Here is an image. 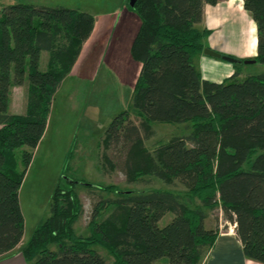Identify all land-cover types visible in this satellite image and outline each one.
Returning a JSON list of instances; mask_svg holds the SVG:
<instances>
[{
    "label": "trees",
    "instance_id": "1",
    "mask_svg": "<svg viewBox=\"0 0 264 264\" xmlns=\"http://www.w3.org/2000/svg\"><path fill=\"white\" fill-rule=\"evenodd\" d=\"M220 0H136L140 18L131 55L141 63L132 105L139 123L124 110L103 139L118 153L128 182L156 178L168 186L180 180L186 191L115 189L93 205L88 235L75 223L84 212L77 179L61 176L50 215L22 247L26 264H109L95 248L106 249L114 264H201L214 248L220 226L206 219L219 209L235 224L243 252L264 264V70L242 81L203 78L195 58L204 52L211 29L197 27L206 4ZM257 33V53L248 60L264 64V0H243ZM92 13L63 5L18 2L0 15V255L22 240L25 217L20 189L48 124L54 96L75 66L95 26ZM47 51L46 69L40 68ZM27 84L23 113L9 112L14 85ZM155 122H191L189 133L174 136L154 150L145 141ZM25 147L20 155L17 150ZM81 183V182H80ZM97 186L91 183H82ZM110 212L105 214L107 209ZM174 217L166 225L160 220Z\"/></svg>",
    "mask_w": 264,
    "mask_h": 264
},
{
    "label": "rangeland",
    "instance_id": "2",
    "mask_svg": "<svg viewBox=\"0 0 264 264\" xmlns=\"http://www.w3.org/2000/svg\"><path fill=\"white\" fill-rule=\"evenodd\" d=\"M233 1L237 2L240 7L242 6L243 16L239 15L238 19L235 16L230 26H222L221 30H230L229 44L232 49L244 45L249 52H252L257 39L255 23L251 13L243 8V0ZM18 2L79 8L92 13L94 17L106 13H117L116 19H118L120 16L124 18L125 11L133 13L129 6L130 0H0V15L5 6ZM201 25L198 24L197 27L202 29ZM116 26L117 23L114 27ZM203 41L207 45L209 38L206 37ZM94 47L95 50L98 43H95ZM218 52L223 56L237 59V62L229 61L223 57L205 55L218 63L213 68L217 69L221 65L223 67L233 66L235 71L239 72L234 78L237 81H242L250 74H257L264 70V64L256 61L246 62L250 57L245 58L246 60L241 59L233 50L227 49ZM107 58L109 59L108 56ZM48 59V52L43 51L40 60L41 69H46ZM129 59L125 65L126 69H122L123 74L131 71L129 76H121L120 69L110 66L104 59L100 61L95 59L94 62L90 61V67L82 70V73L74 74V76L71 75V71L60 84L52 102L45 134L35 149L32 162L20 189V203L25 217L23 238L20 246H17L12 252L0 255V264H25L22 247L31 238L36 228L50 215L55 187L60 177L65 174L79 181L76 184V190L84 204V212L75 223V229L78 234L82 235H88L90 232L89 215L97 199L100 196L117 197L115 190L113 192L105 191L100 186L112 185L116 187L115 189L134 192H144L156 187L186 191L185 183L180 180L175 186H168L156 178H151L149 182H128L124 172L118 166L113 168L104 156L106 153L113 162H116L118 158L116 150L106 149L103 142L106 130L115 116L124 110H131L132 119L135 123H139V118L135 115L132 105L133 88L139 69L138 64L133 61L132 55L131 61ZM197 65L198 68H201L199 56ZM216 78L212 77L211 81H215ZM226 78L223 77L222 81ZM27 100V84L14 85L9 102V112L23 113ZM153 127L156 134L145 141L150 150L170 141L174 136L189 133L192 123L155 122ZM24 148L17 150L19 163H21L20 155ZM82 183H91L97 186ZM110 210L111 208L107 209L105 214ZM210 215L209 221L219 225L221 232L226 234L232 231V226L225 224L223 213L219 209ZM173 217L174 213L168 212L159 224L164 226ZM95 248L109 264H114V258L106 249L98 245ZM167 261L168 259L163 257L158 260L157 264H166Z\"/></svg>",
    "mask_w": 264,
    "mask_h": 264
},
{
    "label": "crops",
    "instance_id": "3",
    "mask_svg": "<svg viewBox=\"0 0 264 264\" xmlns=\"http://www.w3.org/2000/svg\"><path fill=\"white\" fill-rule=\"evenodd\" d=\"M241 10L242 6L240 7V5L233 0H220L217 5H205L203 21L199 24H202V29H211V33L206 36L209 38L208 44L206 45L204 41L205 47H209L217 51H223L227 49L233 50L241 59L254 57L256 55L257 39L252 52H249L247 47L244 45H240L238 48L232 49L231 45L229 44L231 38L230 30H221L222 26H230L232 23L231 21H234L235 16H237V19L239 15L243 16V10ZM117 15V13H106L98 17L95 16L96 22L93 33L84 43L82 52L72 70L71 75H78L82 73V70L88 69L90 67L89 65H91L90 61L94 62L96 60L100 61L102 59L108 62L110 66L119 68L121 76L126 77L130 75L131 71H129V73L126 72L123 74L122 69H126L125 65L127 64L128 58L131 59V46L140 26V18L135 12L131 13L130 11L124 12V18L119 15L120 17L118 16L119 18L116 19ZM116 23L117 26L114 27ZM95 43H98V47H96L94 50ZM205 54L206 53L203 52L198 55L201 67L199 69L203 78L211 80L212 77H217L215 81L220 82L222 81L223 77L228 78L235 72V68L233 66L223 67L222 65L217 68L219 70L218 71L216 68H213V66L217 65L218 63L215 62L214 59L207 57ZM198 56L195 58L196 65ZM130 59L129 61H131ZM133 61L138 64L139 75L141 63L135 60ZM249 62H252V60ZM210 216L206 219V224L207 226L214 227L216 226V223L209 221L211 219ZM223 219L226 225L230 224L232 226V231L226 234L220 232L214 248L209 252L201 264H263L245 256L242 243L235 230V224L229 222L224 215ZM20 244L21 242L17 246H20ZM14 249L8 251V253L12 252ZM157 262L158 261H156L155 264H157ZM166 264H168V261Z\"/></svg>",
    "mask_w": 264,
    "mask_h": 264
},
{
    "label": "water",
    "instance_id": "4",
    "mask_svg": "<svg viewBox=\"0 0 264 264\" xmlns=\"http://www.w3.org/2000/svg\"><path fill=\"white\" fill-rule=\"evenodd\" d=\"M135 1L136 0H130V3H131V5H134L135 4ZM204 52L206 53V54H209V55H211V56H215V57H223L224 59H227V60H229V61H232V62H237V59H235V58H233V57H231V56H223L220 52H218L217 50H214V49H212V48H205L204 49ZM249 61H251V60H246V62H249ZM242 62V61H241Z\"/></svg>",
    "mask_w": 264,
    "mask_h": 264
}]
</instances>
